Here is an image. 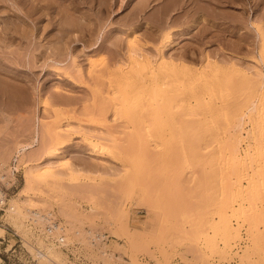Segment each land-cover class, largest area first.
<instances>
[{
  "label": "rangeland",
  "instance_id": "obj_1",
  "mask_svg": "<svg viewBox=\"0 0 264 264\" xmlns=\"http://www.w3.org/2000/svg\"><path fill=\"white\" fill-rule=\"evenodd\" d=\"M103 1L99 21V26L102 27L100 33L99 29L95 30L94 39L98 38L99 42L106 36L110 37L107 40L115 37L129 40L131 36V40L135 39L139 43L136 44L140 48L138 52H141L142 47V52L145 51L150 56L151 64L156 66L157 47L159 48L161 39L154 40L151 36H145L143 31L151 25V15L163 0ZM210 1L215 3L211 7L222 11L224 16L218 15L221 21H225L228 16L231 21L230 16L241 11L235 8L237 5L229 6L225 1V4L223 1ZM143 2L149 4L144 11L146 13L138 15L140 24H143L130 31L127 24L123 25L122 22L130 15L132 8L140 3L144 4ZM9 3L8 0L6 3L2 0L0 2V27L5 21L19 24L22 19L21 12L11 8ZM199 3L207 8V0H199ZM262 3L264 4L260 1L256 4L249 0L244 5V17L247 16V21L256 15L264 20ZM60 4L63 5L62 2H59V6ZM94 6L96 3L92 0L86 11L87 21L91 23L96 18ZM203 11L205 10L195 14L200 25L193 23L190 17L187 23L176 25L185 31L179 37H174V45L169 49L173 53L186 51L185 64L196 69L194 80H190L194 86L186 78L177 79L169 87L166 86L168 97L164 93L152 91L150 87L141 86L142 83L137 78L135 86V72H125L127 66L133 65V62H129L125 47L118 54L120 56L113 57L108 49L94 51L92 46L86 47L75 42L73 48L79 54L76 61L80 64L78 69L81 71L77 72L76 67L73 68L69 63L70 68L65 64L59 65L57 69V65L51 62L42 67V59L28 68L23 61V44L19 41L18 33L15 34L11 47L5 45V41L8 42L9 39L0 41V59L5 62L4 66L0 63V81L6 80L9 84L8 92L9 89L21 88L27 96L23 102L12 98L8 100V96L0 97V105L5 108L0 112V188L5 192L6 198L0 210V264H264V131L254 128L257 122H263L264 101L256 102L257 106L260 105L256 109L258 112L255 110V113L253 111L250 114L247 107L250 101L258 98L254 85H237L239 76L227 69V66L221 68L222 72L214 73V77L213 71L206 68L207 61L217 59L219 64L236 61L244 67L248 65L258 69L260 66L263 71V64L255 61V57L258 58V37L253 28H239L238 32L244 30L241 34L250 35L249 38L253 39L246 36V41L241 42H246L241 44L243 51H239L240 49L236 50L230 45L241 37L240 32L230 34L225 31L226 35L222 34L224 36L220 34L210 38L212 33L206 35L201 31L204 33L201 35L199 31L212 22L207 21L212 12L209 11L208 15L205 12L206 16ZM229 21H225L227 24L221 22L219 27L228 26ZM201 23L204 25L202 29ZM191 24L196 26L192 27ZM261 24L264 26V23ZM188 25L192 28H187ZM20 28L19 26L17 30ZM55 29H52L53 33L59 34ZM164 31L163 29L162 32ZM203 35L205 36L202 37ZM250 46H253L252 52ZM12 52L15 54H9ZM208 53L210 59L206 56ZM90 56L93 57L90 59ZM220 59L224 62L220 63ZM224 67L226 69L223 73ZM203 68L206 71L201 73ZM228 72L234 74L233 79L222 80ZM206 77L209 78L207 85L211 86L208 90L203 89ZM142 78L151 82L147 73ZM226 81L229 83H224ZM234 81L237 88L242 87H239V91L236 89L237 92L244 90L245 95L238 96ZM230 84L231 89L226 87ZM98 87L101 89H97ZM230 90L231 95L228 94ZM121 91L132 98L133 94H138L140 100L148 97L153 103L155 100L152 97L155 96L167 103L163 106L161 117L158 116L160 127L156 130L152 128L147 133L143 128L141 130L144 132L136 130V134H132L137 139L131 142L133 145L128 143L127 128L122 127L125 120L117 111ZM246 91H250L249 95L251 92L255 95L252 94L250 98ZM246 95L249 101L247 98L242 99ZM232 99L241 106L232 102ZM113 101H116V105ZM209 102L215 104V111L204 109L205 103ZM137 103L133 107L140 109ZM189 103L195 108L194 111L188 107ZM202 105L205 106L202 108ZM225 106H237V110L239 107L238 113L235 110L231 113L232 110H229L232 108L228 107L227 110L231 113L228 118ZM243 113L245 115L239 126V116ZM146 119L148 118H145V122ZM182 121L186 122L183 124ZM35 138L41 142H36ZM27 144V155L23 156L22 151L18 150ZM232 146L238 149L236 158H232ZM49 151L54 152L52 156L47 154ZM61 156L64 157L63 162L60 161ZM37 166L42 168L38 170ZM28 167H34V180H31L30 188H27L29 190L24 189L22 192L23 174ZM11 199H15L17 213L7 209ZM35 211L46 217L51 212L58 216L52 221L62 222L66 239L70 241L69 247H57L43 238L41 233L49 217L38 218ZM36 249L48 255L51 261L39 259Z\"/></svg>",
  "mask_w": 264,
  "mask_h": 264
},
{
  "label": "bare ground",
  "instance_id": "obj_2",
  "mask_svg": "<svg viewBox=\"0 0 264 264\" xmlns=\"http://www.w3.org/2000/svg\"><path fill=\"white\" fill-rule=\"evenodd\" d=\"M2 1H5V3H6V0H2ZM8 1H10V3H9V6L11 7V8H14V10H18V11H20L21 12V14H22V16H21V20H20V22H19V24L17 23H14V22H8V23H10V24H8L6 21H5V24L4 25H1V27H0V32H1V36H0V41H2V42H4L6 39H9V43L11 42V44H9L8 42H7V40L5 41V43H7V44H5L7 47H11L12 46V41H14L15 40V34H17L18 33V35H19V41H21V43L23 44V48H22V50H23V55H24V64H25V66H28V68L29 67H31L32 65H34V63H36V62H38L39 61V59H42V62H41V66L43 67L45 64H48L49 62H51V63H53V64H55V65H57V66H55L56 68L60 65V66H63V65H65V64H70L73 68H75L76 67V71L77 72H81L79 69H78V67H79V65L80 64H78V61H76V59H77V57H79V54H77L76 52H75V48H73L74 46H75V42H79V43H81L83 46H86V47H89V46H92L93 47V50L95 51V50H101V48L103 49L104 48V50L105 49H108V51H111V55H113V57H116L118 54H121V49H124V47H125V49H126V51L125 52H127V56L129 57L128 59H129V62H133L132 64L133 65H129V66H127V68L128 69H126L125 70V72L126 71H128L129 73H130V71H131V73H132V71L133 72H135V75H136V77H135V81H136V78H137V80H139L140 81V83H142L141 84V86L142 85H144L145 87H150L151 89H152V91L154 90L155 92H158V93H164L163 95H165L166 97H168V89H167V85H168V87H169V85H172V82H175V81H177V79H183L184 80V78H186V80L188 79L189 80V82H190V80L191 79H193V76H195V74H196V72H195V70L193 69V68H191L190 66H188L187 64H185V62L184 61H186V51L184 52H176V53H173V52H171L169 49L174 45L173 44V42H175V40H174V37L176 36V37H179V35H181V33L183 32V31H185L184 29H179L178 27H176V25H179V24H181L182 25V23H187L186 21H188V20H190V18H191V21H193V23H195L196 25L197 24H199L200 25V23H198L199 21H198V16H196L197 15V13H199L200 14V12L199 11H202V10H205V11H203L204 12V14H205V12L207 13V15H208V12L210 11V12H212L211 14L213 15H208V18H209V20H207V21H212L211 23H209V24H207L208 26H205V28H204V25H202L203 23H201V29L202 28H204V29H202V30H200L199 32V34H201L202 32H204L205 34L207 33H212V35H209L210 36V38H211V36H213V35H222V34H224V32L225 31H227V32H229L230 34H231V32H238V30H239V28H241V27H243L244 28V26H245V29H246V27L247 28H253L254 30H255V32L257 33V36L256 37H258V45H257V53H258V58H257V56L255 57L256 58V60L255 61H257V63H261V64H263V66H264V26L261 24V23H264V20L262 21V18H260V16H257L256 14V17L255 18H251L250 20H246V18L245 17H247V16H245L244 17V8H246V7H244V5L249 1V0H216V3L218 2H220V1H223V3H224V1H225V3L227 2L228 4H229V6H233V5H237V6H235V8L237 9V8H239L241 11H240V13H235V15H232V17L230 16V19H231V21H229V16H228V18L227 19H225V21L226 20H228L229 21V23H228V26L226 25V26H223V27H219V25L221 24V22H223V24L224 23H226L225 21H221V20H219V16H220V14H221V10H220V12H219V9H218V7H220L219 5H218V7H217V9H218V11L217 10H215L214 8H213V6H215V3H213V2H211L210 0H207L208 1V5H209V7H208V5H207V8H204L203 6L204 5H202L201 3H199V0H163L162 2H159V5L158 6H156V8H155V10H154V12L152 13V15H151V13H150V15L152 16V19L150 20V23H151V25L150 26H148V28L150 29H145L146 31H143L144 32V35L145 36H148V37H150L151 36V38L152 39H154V40H160L159 42H160V46H159V48L157 47V49H158V64L155 66H153V64H151V59H150V56L148 55V54H145L144 52H142V47H141V52H138L139 51V43H138V41H136L135 39L134 40H131L132 39V37L130 36V38L131 39H126V38H121V37H115L114 39H112V40H107V39H109V38H106V36H104V37H102V39L101 40H99V42H98V38H96V39H94V33H96L95 32V30L96 29H99V33H100V31H101V27L102 26H99V24L101 25V23H99V21L101 20V13L100 12H102L103 10L102 9H100V7H101V5L103 4V2H105V1H103V0H93L95 3H96V6H94V8L96 7V9H95V11H96V18L94 19L95 20V22L94 23H91V22H88L87 21V18H88V16H86V11H87V7L89 6V3L90 2H92V0H8ZM103 1V2H102ZM113 1V0H112ZM120 1V0H119ZM142 1H144V0H142ZM153 1V0H152ZM202 1V0H201ZM203 1H206V0H203ZM212 1H214V0H212ZM254 2H256V4L258 3V2H260V1H263L264 2V0H253ZM0 2H1V0H0ZM59 2H62V4L63 5H61V6H59ZM107 2V1H106ZM116 2V1H115ZM215 2V1H214ZM144 3V2H143ZM145 3H146V1H145ZM142 4V3H140V4H138L137 6H135L134 7V9L132 8V10H131V13H130V15H128V17L122 22L123 23V25H126L127 26V29H131L130 31H132L135 27H140L142 24H140L141 23V21H140V19H139V16L140 15H142L143 14V12L145 11V9H146V7L149 5V4ZM222 3V2H221ZM224 3V4H225ZM110 4V3H109ZM117 4V3H116ZM212 4H214L212 7H211V5ZM227 4V5H228ZM263 4V3H262ZM261 4V5H262ZM135 5V4H134ZM191 5V7H189L188 8V6H190ZM200 5H202V6H200ZM251 5V4H250ZM264 5V4H263ZM8 6V5H7ZM8 6V7H9ZM112 6V5H111ZM153 6H154V4H153ZM152 6V7H153ZM217 6V5H216ZM206 7V6H205ZM221 7H223V6H221ZM234 7V6H233ZM5 8V7H4ZM91 8V7H90ZM201 8V9H200ZM262 8V7H261ZM106 9V8H105ZM113 9V8H112ZM208 9H210V10H208ZM102 10V11H101ZM119 10V9H118ZM108 11V10H107ZM239 11V10H238ZM17 12V11H16ZM88 12H89V10H88ZM192 12V13H191ZM203 12H202V14H203ZM231 12V11H230ZM95 13V12H94ZM144 13H146V12H144ZM170 13H172V15L170 14ZM196 14V15H195ZM198 14V15H199ZM210 14V13H209ZM225 14V13H224ZM227 14V13H226ZM237 14V15H236ZM254 14V13H253ZM139 15V16H138ZM149 15V14H148ZM150 15L148 16V17H150ZM206 15V14H205ZM206 15V16H207ZM219 15V16H218ZM221 15H223V13L221 14ZM254 15V16H255ZM261 15V14H260ZM86 16V17H85ZM210 16V17H209ZM212 16V17H211ZM224 16V15H223ZM222 16V17H223ZM227 16V15H226ZM142 17V16H141ZM190 17V18H189ZM205 17V16H204ZM4 18V17H3ZM146 18V17H145ZM193 18V19H192ZM207 18V17H206ZM218 18V20L219 21H221L220 22V24H219V21H218V23H217V21H216V19ZM264 18V17H263ZM11 19V18H10ZM144 19V18H143ZM205 19V18H204ZM222 19H224V18H222ZM249 19V18H248ZM148 20H149V18H148ZM254 21H256L255 23H254ZM261 22V23H260ZM119 23V22H118ZM149 23V22H148ZM195 24H193V25H195ZM206 24V23H205ZM227 24V23H226ZM9 25H11V26H9ZM192 25V24H191ZM193 25H192V27H193ZM195 25V26H196ZM21 27L20 28V30L18 31L17 30V28L18 27ZM144 26V25H143ZM189 26V25H188ZM198 26V25H197ZM250 26V27H249ZM14 29V30H12V28ZM125 27V26H124ZM145 27V26H144ZM184 27V26H183ZM187 27V26H186ZM185 27V28H186ZM191 26H189V27H187V28H190ZM191 27V28H192ZM54 28H56L55 30H56V32L58 31L59 32V34L57 33V34H54L53 33V31H52V29H54ZM153 28V29H152ZM186 28V30H188ZM196 28V27H195ZM124 29V28H123ZM165 30L164 32H162V30ZM242 29V28H241ZM192 30V29H191ZM204 30V31H203ZM247 30V29H246ZM125 31V30H124ZM127 31V30H126ZM161 31V32H160ZM198 31V30H197ZM202 31V32H201ZM208 31V32H207ZM244 31V30H243ZM243 31L241 32V30L239 31L240 32V35H241V37L239 38V39H237L236 41H233L232 42V44L230 45L232 48H236V50H239V51H241L242 50V48H243V46L241 45V44H243V43H241L242 41H246V39H245V37L247 36V35H243V34H241V33H243ZM195 32V31H194ZM238 32V33H239ZM71 33H73V34H71ZM115 33V32H114ZM126 33H128V32H126ZM125 33V34H126ZM134 33V32H133ZM197 33V32H196ZM204 33H202V34H204ZM226 33V32H225ZM246 33H247V31H246ZM110 34V33H109ZM125 34H123V35H125ZM184 34V33H183ZM198 34V33H197ZM201 34V35H202ZM206 34V35H207ZM249 34H251V32L249 33ZM252 34H254V33H252ZM107 35V34H106ZM196 35V34H195ZM224 35H226V34H224ZM224 35H222V36H224ZM185 36H187V34L185 35ZM192 36H193V34H192ZM205 35H203L202 37H204ZM208 36V37H209ZM220 37V38H222L223 39V37ZM96 37V36H95ZM97 37H99V36H97ZM197 37V36H196ZM199 37H200V35H199ZM202 37L200 38V40L202 39ZM207 37V38H208ZM216 37V39H217V36H215ZM215 37H213V39L215 38ZM248 38L250 37V35L249 36H247ZM246 37V38H247ZM253 37H254V35H253ZM16 38H18V37H16ZM134 38V37H133ZM204 39V38H203ZM209 39V38H208ZM219 39V38H218ZM249 39H252V38H249ZM255 39V38H254ZM23 40H25V41H23ZM207 40V39H206ZM211 40V39H210ZM209 40V41H210ZM253 40V39H252ZM23 41V42H22ZM135 41V42H134ZM202 41L203 40H201V43H202ZM211 41H213V40H211ZM249 41V40H248ZM247 41V42H248ZM205 42V41H204ZM203 42V43H204ZM207 42H208V40H207ZM246 43V42H245ZM244 43V44H245ZM252 43V42H251ZM250 43V44H251ZM136 44H138V45H136ZM196 44V43H195ZM226 44V43H225ZM224 44V45H225ZM77 45V44H76ZM136 45V46H135ZM197 45V44H196ZM228 45V44H227ZM247 45H248V43H247ZM157 46V45H156ZM201 46V45H200ZM199 46V47H200ZM1 47V46H0ZM226 47V46H225ZM231 47H228V48H231ZM242 47V48H241ZM244 47H245V45H244ZM197 48V47H196ZM252 48H253V46H252ZM251 46H250V51H251ZM247 49V48H246ZM3 50H4V48H3ZM3 50H1V51H3ZM92 50V49H91ZM90 50V51H91ZM92 50V51H93ZM188 50V49H187ZM231 50V49H230ZM233 50V49H232ZM168 51H170V52H168ZM234 51V50H233ZM243 51V50H242ZM249 51V50H248ZM253 51H254V49H253ZM6 52V51H5ZM10 52V51H9ZM20 52V51H19ZM84 52H85V50H84ZM97 52V51H96ZM124 52V53H125ZM252 52V51H251ZM17 53V52H16ZM98 53V52H97ZM146 53H147V51H146ZM195 53V52H194ZM5 54V53H4ZM3 54V55H4ZM9 54H15V53H9ZM122 54H123V52H122ZM23 55H21V56H23ZM188 55V54H187ZM196 55V54H195ZM198 55V54H197ZM209 53L208 54H206V56L207 57H209ZM14 56V55H13ZM20 56V55H19ZM118 56H120V55H118ZM122 56H124V55H122ZM126 56V57H127ZM149 56V57H148ZM91 57H93V56H90V59H91ZM192 57V56H191ZM206 57V58H207ZM5 58V57H4ZM15 58H17V57H15ZM193 58V57H192ZM198 57H196V59H197ZM206 58H203V59H206ZM254 58V57H253ZM93 59V58H92ZM97 59V58H96ZM194 59V58H193ZM209 59H210V57H209ZM211 59H212V57H211ZM78 60V59H77ZM93 60H95V59H93ZM98 60V59H97ZM160 60V61H159ZM89 61V60H88ZM92 61V60H91ZM194 61H195V59H194ZM206 61V60H205ZM205 61H203V62H205ZM217 61V62H216ZM216 61H207L206 63V65L208 66V67H206V68H209V70H211V71H213V76L212 77H214V73H217V72H222L221 71V68L223 67V66H227L226 68L227 69H231V70H233V72H234V74H236V75H238L239 76V83H237V85L238 84H243V83H248V84H252V85H254V89L256 88L257 90H254V92L256 93V96H258V98H257V100L256 99H254V100H252V101H250L251 103H250V105L247 107V110H248V112L250 113V114H253L252 112L254 111V113H255V110L257 109V107H260V105L258 104V106H257V103L256 102H260L261 103V101H264V70L262 71V69L260 68V66H258V69H257V67H248V65H247V67H244V66H240L239 64H237L236 63V61H232V62H230L229 64H219L218 63V60L216 59ZM7 62V61H6ZM97 62V61H96ZM223 63L224 62V60L223 59H220V63ZM0 63L3 65L5 62H3L1 59H0ZM15 63V62H14ZM94 63V62H93ZM97 63H99V62H97ZM192 63H193V61H192ZM255 63V62H254ZM68 64V65H69ZM36 65V64H35ZM39 65V64H38ZM70 65H69V68H70ZM204 65V64H203ZM1 66V65H0ZM4 66V65H3ZM7 66V65H6ZM93 66V65H92ZM97 66V65H96ZM110 66V65H109ZM257 66V65H256ZM91 67V66H90ZM204 67V66H203ZM32 68V67H31ZM59 68V67H58ZM57 68V69H58ZM68 68V69H69ZM82 68V67H81ZM80 68V69H81ZM104 68V67H103ZM106 68V67H105ZM225 67H224V69H222L223 70V73H224V70L226 69ZM60 69H61V67H60ZM90 69V68H89ZM95 69V68H94ZM124 69V68H123ZM122 69V71L124 72V70ZM261 69V70H260ZM264 69V68H263ZM31 70V69H30ZM63 70V69H62ZM66 70H67V68H66ZM101 70V69H100ZM99 70V71H100ZM73 71V70H72ZM198 71H199V69H198ZM201 71V73H203L204 71H206L204 68L203 69H201L200 70ZM68 72V71H67ZM66 72V73H67ZM76 72V73H77ZM91 72V71H90ZM124 72V73H125ZM232 72V71H231ZM230 72V73H231ZM60 73V72H59ZM65 73V74H66ZM147 73V75L149 74L150 75V77H151V82L150 81H148V79L147 78H142V76H145V74ZM17 74V73H16ZM109 74V73H108ZM126 74V76L128 75L127 73H125ZM125 74H123V75H125ZM200 74V73H199ZM226 74H228V75H226ZM226 74H224V79H222V80H225V78H226V80L228 79V81H229V79L231 80V79H233L232 78V76L234 75L233 73V75H231V74H229V72L228 73H226ZM122 75V74H121ZM130 75V74H129ZM198 75V74H197ZM125 76V77H126ZM131 76H133L132 74H131ZM190 76V77H189ZM211 76V75H210ZM222 76V75H221ZM230 76H231V78H230ZM3 77V76H2ZM16 77V76H15ZM15 77H13V79H15ZM94 77V76H93ZM129 77V76H128ZM127 77V78H128ZM147 77V76H146ZM189 77V78H188ZM199 77V76H198ZM197 77V78H198ZM209 77V76H208ZM211 77V78H212ZM237 77V76H236ZM235 77V78H236ZM91 78H92V75H91ZM130 78V77H129ZM207 78V77H206ZM206 78H205V81H203V83L204 84H206L205 86H204V84H203V86H204V88L203 89H205V90H208L211 86H209V85H207L209 82V78H207V80H206ZM90 79V78H89ZM98 79V78H97ZM66 80V79H65ZM101 80V79H100ZM194 80V79H193ZM217 80V79H216ZM238 80V79H237ZM236 80V81H237ZM2 81V80H1ZM0 81V97L2 98H4L5 96H8L7 97V99L8 100H10V98H12V99H16L15 101H21L22 100V102H23V100L27 97L26 96V92L24 93V91H23V89L22 90H20L19 88L18 89H9V92H8V85L9 84H7V82H1ZM9 81V80H8ZM90 81V80H89ZM97 81V80H96ZM133 81H134V78H133ZM148 81V82H147ZM212 81V80H211ZM91 82V81H90ZM95 82V81H94ZM183 82V81H182ZM195 82V81H194ZM238 82V81H237ZM93 83V82H92ZM98 83V82H97ZM139 83V84H140ZM181 83V82H180ZM179 83V84H180ZM191 84L193 83V81L192 82H190ZM197 83V82H196ZM212 83V82H211ZM224 83H226V84H228L227 83V81L226 82H224ZM224 83H223V85H224ZM232 83V82H231ZM234 83H235V86H236V82L234 81ZM135 84V82L133 83V85ZM100 85V84H99ZM102 85V84H101ZM127 85V84H126ZM133 85H132V87H133ZM196 85V84H195ZM221 85V84H220ZM234 85V84H233ZM247 84H245V86H246ZM135 86H137V81H136V84H135ZM184 86V85H183ZM193 86H194V83H193ZM192 86V88H194ZM202 86V87H203ZM228 86V88H230L231 89V84L230 85H226V87ZM230 86V87H229ZM234 86V87H235ZM244 86V85H243ZM129 87H131L130 85H129ZM166 87V88H165ZM239 87L240 86H238V88H237V86H236V88H235V91H236V93L238 94V96H243V94L245 93V91L243 90L242 92H241V90H240V92H237V90L236 89H238V91H239ZM252 87V90H253V86H251ZM250 87V88H251ZM12 88V87H11ZM17 88V87H16ZM180 88V87H179ZM186 88V87H185ZM217 88V87H216ZM240 88H242V87H240ZM244 88V87H243ZM249 88V87H248ZM97 89H101L100 87H98ZM134 89H136V88H134ZM133 88H132V90H134ZM144 89V88H143ZM149 89V88H148ZM150 89V90H151ZM181 89V88H180ZM179 89V90H180ZM222 89H223V87H222ZM226 89V88H225ZM224 89V91H226ZM246 90H247V88H245ZM141 90V89H140ZM171 90V89H170ZM169 90V91H170ZM173 90V89H172ZM193 90V89H192ZM196 90H198V89H196ZM195 90V91H196ZM202 90V89H201ZM216 90V89H215ZM233 90V89H232ZM232 90H230L229 92H228V94L229 95H231L232 94ZM131 91V90H130ZM135 91V90H134ZM136 91H137V89H136ZM145 91V90H144ZM194 91V92H195ZM204 90H202V92H203ZM234 91V92H235ZM101 92H102V90H101ZM132 92V91H131ZM143 92V91H142ZM172 92V91H171ZM182 92V91H181ZM199 92V91H198ZM136 93V92H135ZM158 93H156V94H158ZM170 93V92H169ZM197 93V92H196ZM235 93V94H236ZM239 93H241V94H239ZM248 93V95H249V93H250V91H246V94ZM178 94V93H177ZM252 94L253 95H255L254 93H252L251 92V95H249L250 96V98H251V96H252ZM161 95V94H160ZM175 95V94H174ZM182 95H184V94H182ZM188 95V94H187ZM201 95V94H200ZM221 95V94H220ZM228 95V96H229ZM245 95V94H244ZM133 96V98L132 97H130V95L128 96V95H125L124 93H123V91H121V94H120V101H119V103H117L118 104V108H119V110L117 109V111H119L120 112V114H121V118L123 119V121L125 120V124H123L122 125V127L123 126H125V128L124 129H126L127 128V132H128V134H129V137H128V143L130 144L132 141H136L135 139H134V137H133V135L132 134H136V130H139L140 132L142 131V130H144L146 133L147 132H151V130H152V128H154L155 130L156 129H158L159 127H160V122H159V118H158V116L159 117H161L160 115V113L161 112H163L164 111V109H163V106L164 105H167V103L165 104L164 102H165V100L164 99H162V100H160V99H158V98H156L155 96L154 97H152V99L154 98V100H155V102H153L152 103V101H149V99H147L148 97H146V99H142V100H140V97H138V94L136 95H132ZM196 96V95H195ZM207 96V95H206ZM55 97H57V96H55ZM119 97V96H118ZM179 97H181V96H179ZM185 97V96H184ZM96 98H98V96L96 97ZM186 98V97H185ZM221 98V97H220ZM231 98V97H230ZM233 98V97H232ZM239 98V97H238ZM246 98H247V95L246 96H244V97H242V99H244V100H246ZM249 98V97H248ZM247 98V100L249 101V99ZM6 99V98H5ZM27 99V98H26ZM25 99V100H26ZM171 99V98H170ZM175 99V98H174ZM187 99V98H186ZM201 99H202V97H201ZM210 99H211V97H210ZM235 99V98H234ZM240 99H241V97H240ZM241 99V100H242ZM69 100V99H68ZM93 100V99H92ZM139 100L141 101V104H139ZM150 100H151V98H150ZM183 101H184V99H182ZM212 100V99H211ZM227 100V99H226ZM235 100H237V99H235ZM235 100L233 101V99L231 100L232 102H234V103H236L238 106H241V105H239V102L237 103V101L235 102ZM243 100V101H244ZM2 101H3V99H2ZM12 101H14V100H12ZM11 101V102H12ZM98 101V100H97ZM110 101V100H109ZM202 101V100H201ZM231 101H229V104L231 103ZM240 101V100H239ZM242 101V103L244 104V102ZM247 101V102H248ZM1 102V101H0ZM111 102V101H110ZM114 103V105H116V101H113ZM137 103V104H139L140 106L138 107L137 106V104H135L138 108H140V109H137V108H134L133 107V104L134 103ZM171 102V101H170ZM246 102V101H245ZM2 103V102H1ZM0 103V104H1ZM95 103V102H94ZM98 103V102H97ZM101 103V102H100ZM99 103V104H100ZM234 103H233V105H234ZM63 104H65V103H63ZM197 104V103H196ZM228 103H226V105H227ZM228 104V105H229ZM240 104H241V101H240ZM246 104V103H245ZM262 104H263V102H262ZM2 105V104H1ZM0 105V112H3V110H5V108L4 107H2ZM94 105V104H93ZM96 105H98V104H96ZM96 105H95V107H96ZM101 105H103V104H101ZM101 105H99V107H101ZM109 105V104H108ZM187 105V104H186ZM192 105V104H191ZM206 105V106H205ZM205 107L202 105V108L204 107V109H209L210 111H215L216 109V107L212 104V102H209L208 104H206L205 103ZM230 105H232V104H230ZM177 106V105H176ZM262 106V105H261ZM165 107V106H164ZM169 107V106H168ZM188 107L190 108L191 106H190V103L188 104ZM229 107V106H228ZM227 106H225V108H226V110L228 109L229 110V108H232V107H229L228 108ZM237 107V106H236ZM236 107H234L233 106V108L232 109H230L229 111H231V113H234V110H235V113L237 112L238 113V110H239V107H238V110L236 109ZM179 108V107H178ZM181 108V107H180ZM184 108V107H183ZM182 108V109H183ZM187 108V107H186ZM192 108V107H191ZM194 108V107H193ZM191 109V110H195V108L194 109ZM225 108H224V110H225ZM262 108V107H261ZM91 109V108H90ZM98 109V108H97ZM241 109V108H240ZM263 109V108H262ZM96 110V109H95ZM102 110L104 111V109L102 108ZM179 110V109H178ZM189 110V109H188ZM197 110V109H196ZM225 110V111H226ZM228 110H227V117L229 118V116H231L230 114V112H228ZM237 110V111H236ZM264 110V109H263ZM102 111V112H103ZM166 111H168V110H166ZM173 111V110H172ZM198 111V110H197ZM246 111V110H245ZM257 111V110H256ZM260 111V110H259ZM99 112V111H98ZM101 112V113H102ZM173 112H175V110L173 111ZM205 112V111H204ZM222 112V111H221ZM258 112V111H257ZM180 113V112H179ZM197 113V112H196ZM207 113V112H206ZM230 113V114H229ZM236 113V114H237ZM260 113V112H259ZM100 114V113H99ZM175 114V113H174ZM178 114V113H177ZM182 114H183V112H182ZM198 114H199V111H198ZM236 114H234V115H236ZM261 114H262V112H261ZM62 115V114H61ZM172 115H173V113H172ZM171 115V116H172ZM221 115H223V114H221ZM244 115H245V113H243V114H241L240 116H239V123H238V125L239 124H241V119L244 117ZM101 116V115H100ZM185 116V115H184ZM197 116H199V115H197ZM211 116V115H210ZM217 116V115H216ZM259 116H260V114H259ZM264 116V115H263ZM168 117V116H167ZM220 117V116H219ZM262 117V116H261ZM261 117H260V119H261ZM145 118H148V119H146L147 120V122H145ZM197 119H198V117H197ZM215 119H218V118H215ZM260 119H258L257 118V120H259L260 121ZM175 120V119H174ZM185 120V119H184ZM202 119H200V121H201ZM256 120V121H257ZM197 121V120H196ZM219 121H221V120H219ZM231 121V120H230ZM171 122V121H170ZM183 122V121H182ZM184 122H186V121H184ZM184 122H183V124H184ZM212 122H214V121H212ZM262 122V121H261ZM161 123H162V120H161ZM179 123H181V122H179ZM178 123V124H179ZM188 123V122H187ZM208 123V122H207ZM231 123V122H230ZM92 124V123H91ZM129 124H131L132 125V128L130 129V127L128 126ZM163 124V123H162ZM172 124V123H171ZM182 124V123H181ZM225 124V123H224ZM130 125V126H131ZM201 125V124H200ZM199 125V126H200ZM218 125V124H217ZM220 125V124H219ZM222 125V124H221ZM257 126H255L254 125V128L255 127H257V129L258 130H263L264 131V119H263V122L262 123H260V122H257V124H256ZM142 126V127H141ZM177 126V125H176ZM179 126H181V125H179ZM178 126V127H179ZM182 126H184V125H182ZM188 126V125H187ZM199 126H198V128H199ZM211 126V125H210ZM240 126V125H239ZM128 127H129V129H128ZM172 127V126H171ZM184 127H186V123H185V126ZM205 127V126H204ZM118 128V127H117ZM141 128H143L142 130H141ZM195 128V127H194ZM206 128V127H205ZM205 128H203L204 130H205ZM109 129V128H108ZM208 129V128H207ZM35 130V129H34ZM60 130V129H59ZM144 131H142V132H144ZM200 131V130H199ZM138 132V131H137ZM202 132H204V131H202ZM36 133H38V131L36 132ZM100 133V132H99ZM104 134V133H103ZM148 134H150V133H148ZM212 134V133H211ZM216 134V133H215ZM60 135V134H59ZM62 135V134H61ZM65 136V135H64ZM102 136H104V135H102ZM128 136V135H127ZM135 136V135H134ZM182 136H183V134H182ZM189 136V135H188ZM199 136V135H198ZM263 136V135H262ZM194 137V136H193ZM217 137V136H216ZM65 138V137H64ZM85 138V137H84ZM114 138V137H113ZM115 138H117V137H115ZM118 138H120V137H118ZM182 138V137H181ZM204 138V137H203ZM234 138V137H233ZM232 138V139H233ZM36 139V138H35ZM125 139V138H124ZM139 140H138V142L140 141V138H138ZM87 140V139H86ZM141 140H142V138H141ZM187 140V139H186ZM260 140H262V139H260ZM33 141V140H32ZM36 142H41V141H39L38 139H36L35 140ZM34 141V142H35ZM184 141V140H183ZM190 141V140H189ZM196 141V140H195ZM255 141V140H254ZM264 141V140H263ZM63 142V141H62ZM257 142V141H256ZM262 142V141H261ZM259 142L261 145H262V143H264V142ZM32 143V142H31ZM184 143H186L185 141H184ZM216 143V142H215ZM29 145H30V143H28ZM23 145V146H21L20 148H19V150L18 151H22L21 152V154L24 156V155H27V146H29V145ZM124 144V143H123ZM132 144V143H131ZM136 144H138V143H136ZM194 144H195V142H194ZM260 144H258V145H260ZM133 145V144H132ZM134 145H135V143H134ZM188 146V145H187ZM192 146V145H191ZM192 147H194V146H192ZM262 147V146H261ZM182 148H184V147H182ZM197 148V147H196ZM263 148H264V145H263ZM194 149V148H193ZM237 148H234V146H232V148H231V153H232V158H234L235 156L237 157V153L236 152H238L237 150H236ZM119 150V149H118ZM140 150V149H139ZM175 150V149H174ZM187 150V149H186ZM198 150H199V147H198ZM210 150V149H209ZM263 150V149H262ZM48 151V150H47ZM93 151H94V149H93ZM93 151H91V152H93ZM123 151V150H122ZM188 151V150H187ZM186 151V152H187ZM259 151V150H258ZM46 152V151H45ZM120 152H121V150H120ZM129 152V151H128ZM211 152V151H210ZM254 152V151H253ZM54 152H50L49 151V153L47 152V154L49 155V156H52V154H53ZM96 153V152H95ZM119 153V152H118ZM191 153V152H190ZM264 153V152H263ZM58 154V153H57ZM89 154V153H88ZM131 154V153H130ZM187 154V153H186ZM193 154V153H192ZM201 154H203L202 152H201ZM207 154V153H206ZM56 155V154H55ZM54 155V156H55ZM92 155V154H91ZM119 155V154H118ZM135 155V154H134ZM196 155V154H195ZM130 156V155H129ZM187 156V155H186ZM190 156V155H189ZM254 156V155H253ZM260 156V155H259ZM198 157V156H197ZM202 157V156H201ZM201 157H200V159H201ZM235 157V158H236ZM257 157V156H256ZM42 158V157H41ZM59 158V157H58ZM64 157L63 156H61L60 157V161L61 162H63V159ZM187 158V157H186ZM193 158V157H192ZM202 158H204V157H202ZM47 159V158H46ZM194 159V158H193ZM199 159V160H200ZM238 159V158H237ZM25 160H26V158H25ZM126 160V159H125ZM204 160V159H203ZM241 160V159H240ZM264 160V159H263ZM59 161V160H58ZM143 161V160H142ZM254 161V160H253ZM192 162V161H191ZM66 163V162H65ZM62 164V163H61ZM35 167V166H34ZM34 167L32 168V169H30V167H28V168H26L25 169V171H24V174H23V176H24V184H23V186H22V188H21V190H22V192H23V190L25 189V190H29V189H27L28 187L30 188V182H31V180H34V178L32 177V170L34 169ZM38 167V166H37ZM41 168H42V166H40ZM40 167H38V170L40 169ZM36 168V167H35ZM35 171H36V169H35ZM138 171V170H137ZM127 173V172H126ZM35 174H37V173H35ZM34 175V174H33ZM130 175V174H129ZM36 176V175H35ZM32 178V179H31ZM32 183H34V182H32ZM32 185V184H31ZM2 193V191L0 190V194ZM26 193H28V192H26ZM2 197L0 196V200L2 201ZM15 199H11L10 200V203H9V207L7 208L9 211H11V212H15L16 211V209H15V206H16V204H15V201H14ZM8 211V212H9ZM16 213H17V211H16ZM38 218H41V219H48V217H49V220H48V222L47 223H52V225H53V228H55V231H51L50 233L51 234H49L47 231L48 230H46V229H43L42 230V236H43V238L45 239V240H48L49 242H51V243H53L55 246H57V247H60V248H62V245H64L65 243H68V242H70L69 241V239H66L67 238V235H66V233H65V227L63 226V224H62V222L60 221V222H56V221H52L53 219H55V218H57L58 216L56 215V214H54L53 212H51V213H48V217H46V216H42L41 214H39L38 212H36L35 211V213H34ZM46 223V224H47ZM66 231H67V229H66ZM52 236V239H50L49 238V236ZM66 236V237H65ZM55 237H57L59 240H60V242H59V244L57 243V242H55L54 241V239H55ZM96 238V237H95ZM98 238H100V235L98 236ZM50 249V248H49ZM36 253H37V257L39 258V259H42V260H44L45 261V259L46 260H50L51 258L50 257H48V255H46L44 252L42 253L40 250H37L36 249ZM52 253V252H51ZM48 258V259H47ZM51 261V260H50ZM49 261V262H50ZM53 262H55V261H53ZM53 264V263H52Z\"/></svg>",
  "mask_w": 264,
  "mask_h": 264
},
{
  "label": "built area",
  "instance_id": "obj_3",
  "mask_svg": "<svg viewBox=\"0 0 264 264\" xmlns=\"http://www.w3.org/2000/svg\"><path fill=\"white\" fill-rule=\"evenodd\" d=\"M0 190H1V188H0ZM1 191H2V193L0 194V196H1L3 199H2V201L0 200V210L2 209L1 206L5 203V199H6V198H5V192H4L3 190H1ZM44 229L48 230L47 232H48L49 234H51V233H50L51 231H52V232L55 231V228H53L52 223H47V224H45ZM55 232H56V231H55ZM49 238L52 239V236L50 235ZM54 241L57 242L58 244H59V242H60V240H59L57 237H55ZM69 244H70V242L65 243L64 245H62V247H63V248H67V247H69V246H68Z\"/></svg>",
  "mask_w": 264,
  "mask_h": 264
}]
</instances>
